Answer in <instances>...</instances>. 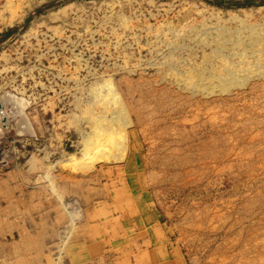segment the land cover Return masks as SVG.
<instances>
[{"label":"rangeland","instance_id":"374dc122","mask_svg":"<svg viewBox=\"0 0 264 264\" xmlns=\"http://www.w3.org/2000/svg\"><path fill=\"white\" fill-rule=\"evenodd\" d=\"M12 3L16 20L0 16V264H63L89 213L108 224L132 207L188 264H264V75L237 72L223 91L167 69L171 51L180 69L205 60L203 29L264 35V0ZM74 101L111 115L112 135Z\"/></svg>","mask_w":264,"mask_h":264},{"label":"bare ground","instance_id":"6f19581e","mask_svg":"<svg viewBox=\"0 0 264 264\" xmlns=\"http://www.w3.org/2000/svg\"><path fill=\"white\" fill-rule=\"evenodd\" d=\"M6 13L8 15V17L6 19V23H12V22H14L16 20V17L15 16L17 15V13H16V10L15 9L13 11V3H12V0H9L8 3L6 2V3H4L3 6H0V16L3 17ZM261 27H262V24L249 25V26H240V28H237L236 29L237 33H235V34H232V33L230 34L227 31H225V32L224 31H219L218 28L215 30L217 32H214V33H210V30L209 29H206V30L203 29V30H201L202 32H200V33H202L201 35H203L201 41L203 42V45H209V49H210V52L208 54H207L206 51H203V53L201 52L204 55V59L205 60L202 61L199 64L198 63L191 62V65L187 68V70L180 69L179 67H182L183 66V64H181V63H184V62H181L182 60L180 59V57L177 54L172 53V51H171L169 53V55H172V56L176 57L175 58V61L176 62L173 63V65L175 67H172L169 64L170 67H168L167 69L168 70L170 69L171 72L173 71V74H175L177 76V79L182 80L183 82H186L187 83L186 86L188 84H191V86H192L193 89H197V87H195V86H199L200 84L198 85V83H202V84H205V86H206V88L208 90H210V89L213 88V86H211V85H213V83H214V85L217 83V84L220 85L219 87L222 88L223 91L227 90V83H229V82H226V81L235 80L236 78H239V76H237V72H239L240 74L241 73H244L243 75H240V77L242 79L243 78L244 79L245 78H248L249 79V77H247V74L249 73V69H251L253 67V68H256V70L259 69L261 71V73L264 75V62H261V60H262L261 58L262 57L264 58V35L261 34V31H260V28ZM194 29L200 30V28H196V27L195 28H192L190 30V32H193V34H194ZM261 29L263 30V28H261ZM197 34H199V33L197 32ZM198 36L201 38L200 35H198ZM172 37H174V36H172ZM172 37H165V39H162V40H159L158 39V40L159 41H162L163 43H164V41L171 42V39L170 38H172ZM180 37H181V39H180ZM180 37H179V39L176 38V40L173 41V42L174 43H179V41H182V43L181 42L180 43L183 44V42L185 43V40H187V41H190V40L193 41V37L190 36L189 34L188 35H186V34L185 35H180ZM194 43H197V41H195ZM173 47H174V45H173ZM187 47H190V46H187ZM192 47H191V49H193ZM183 48H185V47H183ZM204 48H205V46H204ZM172 50H174V48ZM176 51H178V50L176 49ZM176 51H174V52H176ZM204 52H206V54ZM178 54H180V53H178ZM188 56H190L188 58L193 59L196 56V54L188 55ZM181 57H183V55ZM236 57H238V58L241 59V62L243 63L242 64L243 66L240 65L241 64L240 61H239L240 59L238 60ZM188 58H187V60H188ZM234 58L237 59V60H235ZM236 63H237V65H240L239 66L240 67L239 70H234L235 69L234 67L235 66L237 67ZM245 65H246V67H244ZM230 66H233L234 69H232V67L230 68ZM245 80H247V79H245ZM104 86H107V85H102V86H100V88H104ZM97 90H99V87L98 86H96V87L94 86V87H92L90 89V96L92 95L91 97H93V99H94V96H95ZM103 91H104V89H103ZM108 91H109V89H108ZM101 93H102V91H101ZM98 95L95 96V97L98 98ZM107 97H109V96H107ZM96 100H98V99H96ZM75 102L76 101H74V104H75ZM81 102L82 101H77L76 102V108L79 107V110H80V108L81 109L83 108V107H81V106H83V105H81L82 104ZM86 102L88 103L87 100H86ZM87 109L88 108H85L84 107L83 110H82L83 113H84L85 119H86L85 122H87V123H89L91 125L90 127L92 128V130L93 129H98L97 132H99V131H101L103 133H106L107 132L106 133L107 136L110 137L112 135V134H110V125L113 124L112 116L111 115H107V113L105 111L103 113H101V112H91L90 109L89 110H87ZM74 114H75V111H74L73 115ZM81 114H79V115H81ZM77 118L79 119V117H77ZM104 118L105 119H108L107 121H105V124L106 123H110L109 124V127L108 126H105V124L104 125H101L102 127L101 126L100 127L97 126L96 124L99 123L98 121H101L103 119V122H104V120H105ZM69 121H70V118H69ZM67 122H68V120H67ZM73 122H75V119L73 120ZM82 126L83 125H81V128H80V126H78V129H82ZM86 132L88 134L90 133L88 131H86ZM89 135H91V134H89ZM86 136H87V134L83 133V135H82L83 141H86L87 140ZM114 141L111 140V142H114ZM82 144H85V143L82 142ZM91 149H92V147H91ZM32 161H34V160L32 159Z\"/></svg>","mask_w":264,"mask_h":264},{"label":"crops","instance_id":"0c3cea01","mask_svg":"<svg viewBox=\"0 0 264 264\" xmlns=\"http://www.w3.org/2000/svg\"><path fill=\"white\" fill-rule=\"evenodd\" d=\"M128 209L106 215L103 219L112 217L108 224L92 222L95 213H89L88 222L79 223L85 234L74 236L63 264H188L190 257L172 243L161 221L150 211ZM116 216L120 222L113 220Z\"/></svg>","mask_w":264,"mask_h":264}]
</instances>
